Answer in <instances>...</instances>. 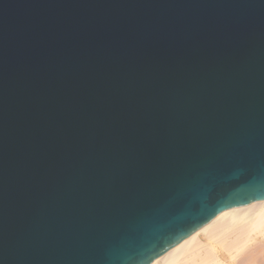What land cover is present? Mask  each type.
<instances>
[{
	"label": "water",
	"instance_id": "95a60500",
	"mask_svg": "<svg viewBox=\"0 0 264 264\" xmlns=\"http://www.w3.org/2000/svg\"><path fill=\"white\" fill-rule=\"evenodd\" d=\"M264 198V0H0V264H148Z\"/></svg>",
	"mask_w": 264,
	"mask_h": 264
},
{
	"label": "bare ground",
	"instance_id": "6f19581e",
	"mask_svg": "<svg viewBox=\"0 0 264 264\" xmlns=\"http://www.w3.org/2000/svg\"><path fill=\"white\" fill-rule=\"evenodd\" d=\"M148 264H264V198L223 210Z\"/></svg>",
	"mask_w": 264,
	"mask_h": 264
}]
</instances>
